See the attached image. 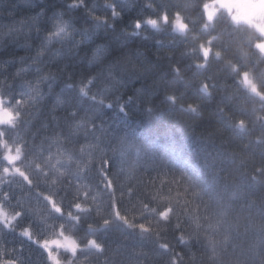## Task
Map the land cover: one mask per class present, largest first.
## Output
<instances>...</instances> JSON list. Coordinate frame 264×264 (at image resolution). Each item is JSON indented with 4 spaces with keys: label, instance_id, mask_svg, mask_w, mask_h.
Segmentation results:
<instances>
[{
    "label": "clouds",
    "instance_id": "1",
    "mask_svg": "<svg viewBox=\"0 0 264 264\" xmlns=\"http://www.w3.org/2000/svg\"><path fill=\"white\" fill-rule=\"evenodd\" d=\"M0 264H264V0H0Z\"/></svg>",
    "mask_w": 264,
    "mask_h": 264
},
{
    "label": "trees",
    "instance_id": "2",
    "mask_svg": "<svg viewBox=\"0 0 264 264\" xmlns=\"http://www.w3.org/2000/svg\"><path fill=\"white\" fill-rule=\"evenodd\" d=\"M136 15V12H130L124 19V21L122 22V24L124 26H128L129 21L133 19V17ZM121 25H118V29ZM157 45L152 42V41H148V40H144L142 37H132L130 39H128L125 42V48L126 49H132L135 50L137 55H139L140 53H147L148 57L151 59L152 58V53L154 51L157 50ZM177 159H180L179 154H177Z\"/></svg>",
    "mask_w": 264,
    "mask_h": 264
}]
</instances>
